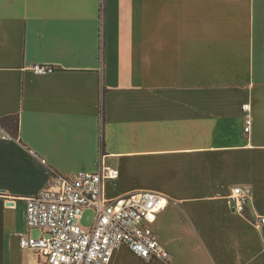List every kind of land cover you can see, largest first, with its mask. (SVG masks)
Returning <instances> with one entry per match:
<instances>
[{
    "label": "crops",
    "instance_id": "crops-1",
    "mask_svg": "<svg viewBox=\"0 0 264 264\" xmlns=\"http://www.w3.org/2000/svg\"><path fill=\"white\" fill-rule=\"evenodd\" d=\"M7 117L18 136L0 126V264L38 262L20 246L41 234L26 198L102 163L119 172L107 198L168 199L152 227L170 263L123 246L110 264H264V0H0Z\"/></svg>",
    "mask_w": 264,
    "mask_h": 264
},
{
    "label": "built area",
    "instance_id": "built-area-1",
    "mask_svg": "<svg viewBox=\"0 0 264 264\" xmlns=\"http://www.w3.org/2000/svg\"><path fill=\"white\" fill-rule=\"evenodd\" d=\"M32 69L36 74L54 71L52 66L36 65ZM243 110L244 132L249 135L253 125L251 106L244 105ZM118 176V170L103 163L98 172L55 175L51 187L25 199L27 229L41 234L38 238L21 236L22 250L35 254L37 264H110L114 253L126 246L145 261L170 263L171 254L152 227L168 199L147 191L107 198L105 183ZM249 200L250 195L242 188L234 189L232 210L243 214ZM86 210L94 212L89 228L82 225ZM259 223L264 225V217Z\"/></svg>",
    "mask_w": 264,
    "mask_h": 264
},
{
    "label": "trees",
    "instance_id": "trees-1",
    "mask_svg": "<svg viewBox=\"0 0 264 264\" xmlns=\"http://www.w3.org/2000/svg\"><path fill=\"white\" fill-rule=\"evenodd\" d=\"M101 114L103 117V110ZM14 119H15L14 117H7V118L0 119V126L4 127L13 137H17L18 136V123H16ZM103 120L104 119H102V122ZM100 143H101V147L103 150L104 143H105L104 142V127L101 128Z\"/></svg>",
    "mask_w": 264,
    "mask_h": 264
},
{
    "label": "rangeland",
    "instance_id": "rangeland-1",
    "mask_svg": "<svg viewBox=\"0 0 264 264\" xmlns=\"http://www.w3.org/2000/svg\"><path fill=\"white\" fill-rule=\"evenodd\" d=\"M94 222V212L92 210H86L83 216L82 225L86 228H89L92 226ZM34 236H37L38 233L34 232Z\"/></svg>",
    "mask_w": 264,
    "mask_h": 264
}]
</instances>
